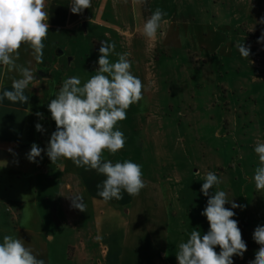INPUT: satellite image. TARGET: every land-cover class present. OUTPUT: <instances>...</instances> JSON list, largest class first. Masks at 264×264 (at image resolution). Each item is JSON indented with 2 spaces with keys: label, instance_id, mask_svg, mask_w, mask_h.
Wrapping results in <instances>:
<instances>
[{
  "label": "crops",
  "instance_id": "crops-1",
  "mask_svg": "<svg viewBox=\"0 0 264 264\" xmlns=\"http://www.w3.org/2000/svg\"><path fill=\"white\" fill-rule=\"evenodd\" d=\"M119 1L123 6L124 0ZM132 1V8L139 13L140 1ZM173 1L177 3V0H148L147 9L150 13L153 8L166 12ZM208 1L213 3V11L217 9L213 0H201L205 4ZM71 2L46 0L49 32L42 63L36 62L28 45L19 49L16 63L30 68L36 76L24 92L28 102L0 100V242L5 235L20 238L46 264H53L50 245L55 239L67 248L65 264H178V245L186 242L193 230L201 235L209 230L191 187L149 175L143 176L146 187L138 196L122 191V199L104 201L98 195L101 188L97 187L106 179L104 175L77 167L63 158L52 163L46 155L48 141L56 130L48 110L50 100L66 78L78 76L83 84L94 74L91 67L98 68L84 57L91 33L100 31L106 35L114 30L104 18L110 13L111 0H91V7L80 14L71 12ZM221 5L227 8L235 26L252 15L250 1L222 0ZM211 17L196 24L204 36L200 46L208 48L207 44L217 37L220 40L217 50L224 48L229 54L233 50L232 40L217 29L226 27L227 20L219 23L215 12ZM166 21L163 19L158 29L161 37L170 26L190 25L187 21ZM115 29L120 31L117 26ZM62 54L70 55V62L63 60ZM19 78L18 70L8 71L0 65V96L5 89L11 90L13 80ZM38 112L43 114V119L36 115ZM37 123L42 124L44 132L36 130ZM120 123L116 128H122ZM131 134L130 127L124 148L115 154L105 151L103 158L113 163L125 160L136 163ZM33 143L45 150L36 162L27 159ZM72 195L83 197L85 212L71 207L68 196ZM246 252L242 258L234 255L233 264H249L253 259Z\"/></svg>",
  "mask_w": 264,
  "mask_h": 264
},
{
  "label": "rangeland",
  "instance_id": "rangeland-1",
  "mask_svg": "<svg viewBox=\"0 0 264 264\" xmlns=\"http://www.w3.org/2000/svg\"><path fill=\"white\" fill-rule=\"evenodd\" d=\"M138 1L139 13L132 8V0H124L123 6L119 0H111L110 13L104 18L114 30L106 35L91 33L84 57L98 65L101 41L115 44L111 62L118 59V53H128L131 72L145 90L143 99L129 107L127 118L120 121L122 128L117 129L127 138L131 127V145L143 176L191 187L202 212L209 197L201 187L206 174L214 172L222 181L218 190L245 206L232 209L236 213L233 219L249 249L246 255L254 260L260 245L253 233L257 226H264V191L258 192L252 179L259 166L254 147L264 143V43H257L264 32V24L259 23L264 17V0H246L251 2L252 15L236 26L222 0H213L214 11L211 1L207 5L201 0L193 4L191 0L173 1L166 22L187 21L190 25L170 26L164 37L157 31L154 40L143 35V25L152 14L148 0ZM214 12L219 23L227 20L226 27L217 29L232 40L229 54L224 48L217 50V37L208 48L200 46L204 36L196 24L212 19ZM133 27L138 29L133 31ZM242 43L250 46L248 58L240 55L238 45ZM60 57L70 62V55ZM91 68L95 75L97 68ZM225 207L231 208V204ZM66 252L63 242L55 239L50 245L51 262L65 264Z\"/></svg>",
  "mask_w": 264,
  "mask_h": 264
},
{
  "label": "clouds",
  "instance_id": "clouds-1",
  "mask_svg": "<svg viewBox=\"0 0 264 264\" xmlns=\"http://www.w3.org/2000/svg\"><path fill=\"white\" fill-rule=\"evenodd\" d=\"M90 7L91 0H72L70 4L73 14H80ZM45 8L46 0H0V65L8 71L18 70L21 77L13 80L11 90L5 89L0 100L28 102L29 97L24 92L36 76L30 68L18 65L16 61L21 46L28 45L36 62H43L44 41L49 32V16ZM166 15L161 8H156L143 25V35L154 40ZM259 23L264 24V17ZM100 43L96 74L83 84L78 76L66 78L48 104L56 130L48 141L46 155L52 163L63 158L71 160L77 167L104 175L106 179L97 186L101 188L98 195L104 201L120 200L122 191L138 196L146 187L142 166L131 160L113 163L104 159L103 154L105 151L115 154L124 148V133L116 125L127 118V110L132 104L143 99L145 85L132 74L128 53H118V59L111 62L109 57L115 44ZM257 43H264V32ZM238 48L242 57L250 56V46L242 43ZM36 115L43 119L42 113ZM35 128L38 132L45 131L40 123ZM43 151L33 143L27 159L36 162ZM254 152L259 166L255 168L252 179L259 192L264 191V143L257 142ZM221 183L214 172L206 174L201 192L209 198L201 215L206 217L209 230L203 235L193 230L187 241L178 245V264H233L234 255L242 258L247 251L238 221L233 219L236 213L232 210H243L245 206L229 200L225 191L218 190ZM214 188L217 190L210 196V190ZM68 197L72 208L86 211L81 195ZM226 204H231V208H226ZM253 239L260 247L249 264H264V226L255 228ZM217 246L219 253L215 251ZM0 264H46V261L39 259L22 239L5 235L0 242Z\"/></svg>",
  "mask_w": 264,
  "mask_h": 264
},
{
  "label": "water",
  "instance_id": "water-1",
  "mask_svg": "<svg viewBox=\"0 0 264 264\" xmlns=\"http://www.w3.org/2000/svg\"><path fill=\"white\" fill-rule=\"evenodd\" d=\"M62 53V50H60V54ZM41 75H45V73L43 72H40Z\"/></svg>",
  "mask_w": 264,
  "mask_h": 264
}]
</instances>
